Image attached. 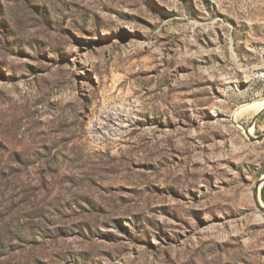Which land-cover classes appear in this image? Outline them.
I'll use <instances>...</instances> for the list:
<instances>
[{"label": "rangeland", "instance_id": "rangeland-1", "mask_svg": "<svg viewBox=\"0 0 264 264\" xmlns=\"http://www.w3.org/2000/svg\"><path fill=\"white\" fill-rule=\"evenodd\" d=\"M262 100L264 0H0V264H264Z\"/></svg>", "mask_w": 264, "mask_h": 264}, {"label": "water", "instance_id": "water-1", "mask_svg": "<svg viewBox=\"0 0 264 264\" xmlns=\"http://www.w3.org/2000/svg\"><path fill=\"white\" fill-rule=\"evenodd\" d=\"M263 111H264V107L262 109H260L254 115L250 126H252L255 123L256 119L258 118V116ZM243 132L249 138L250 141H262V140H264V133L257 136V137H254V136L250 135L249 128L244 129ZM263 184H264V175L259 180H257V182L255 183L254 190H253V200H254L255 206L262 213H264V202L261 200V197H260V188Z\"/></svg>", "mask_w": 264, "mask_h": 264}, {"label": "bare ground", "instance_id": "bare-ground-1", "mask_svg": "<svg viewBox=\"0 0 264 264\" xmlns=\"http://www.w3.org/2000/svg\"><path fill=\"white\" fill-rule=\"evenodd\" d=\"M264 107V100H262V101H260V102H257L255 105H254V107H253V109H262Z\"/></svg>", "mask_w": 264, "mask_h": 264}, {"label": "trees", "instance_id": "trees-1", "mask_svg": "<svg viewBox=\"0 0 264 264\" xmlns=\"http://www.w3.org/2000/svg\"><path fill=\"white\" fill-rule=\"evenodd\" d=\"M260 197H261V200L264 202V186L261 188Z\"/></svg>", "mask_w": 264, "mask_h": 264}]
</instances>
